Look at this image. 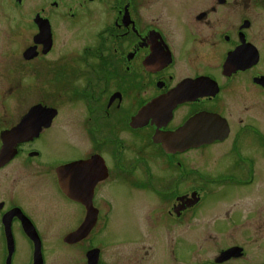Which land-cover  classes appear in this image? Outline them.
Masks as SVG:
<instances>
[{"label": "flooded vegetation", "instance_id": "flooded-vegetation-1", "mask_svg": "<svg viewBox=\"0 0 264 264\" xmlns=\"http://www.w3.org/2000/svg\"><path fill=\"white\" fill-rule=\"evenodd\" d=\"M0 39V264H264V0H0Z\"/></svg>", "mask_w": 264, "mask_h": 264}, {"label": "rangeland", "instance_id": "rangeland-1", "mask_svg": "<svg viewBox=\"0 0 264 264\" xmlns=\"http://www.w3.org/2000/svg\"><path fill=\"white\" fill-rule=\"evenodd\" d=\"M1 42L2 41L0 39V43ZM9 58L12 59L13 56H10ZM18 58H20V56H17L16 60ZM8 61H10V60H8ZM9 79H12L11 75L6 78V80H9ZM15 80H16V83L13 82V81L7 82V84H6V86L4 87L3 90H5L6 88L15 89L16 90L15 94L18 95V96H21L20 106H15L14 103H13V100H11L12 104H8V103L6 104V102H5L4 105L6 107V110H20V109H22V107L27 106L35 98V96L32 93L27 91V88L25 87V85H20L16 78H15ZM3 90L1 92L2 95L4 94ZM29 95H31V96H29ZM0 103H2V98H0ZM72 104H73V106H70L71 110H79L82 107V104L79 103V102L78 103L72 102ZM0 107H1V110H2L3 109V104ZM66 107H69V105H67ZM189 233H190V235L193 234L192 232H189Z\"/></svg>", "mask_w": 264, "mask_h": 264}, {"label": "water", "instance_id": "water-1", "mask_svg": "<svg viewBox=\"0 0 264 264\" xmlns=\"http://www.w3.org/2000/svg\"><path fill=\"white\" fill-rule=\"evenodd\" d=\"M32 110H47V109H44V108L41 107V106H35V107H33ZM75 235H76V234H75Z\"/></svg>", "mask_w": 264, "mask_h": 264}]
</instances>
